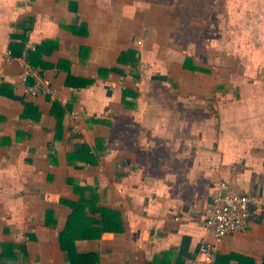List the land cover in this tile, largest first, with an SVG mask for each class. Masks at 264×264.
<instances>
[{
	"label": "crops",
	"instance_id": "1",
	"mask_svg": "<svg viewBox=\"0 0 264 264\" xmlns=\"http://www.w3.org/2000/svg\"><path fill=\"white\" fill-rule=\"evenodd\" d=\"M0 264H264V0H0Z\"/></svg>",
	"mask_w": 264,
	"mask_h": 264
},
{
	"label": "built area",
	"instance_id": "2",
	"mask_svg": "<svg viewBox=\"0 0 264 264\" xmlns=\"http://www.w3.org/2000/svg\"><path fill=\"white\" fill-rule=\"evenodd\" d=\"M17 60L20 62L19 81L27 95L48 96L51 100L62 102L58 89L43 74L39 66H32L25 53H22ZM11 61L12 58L7 52L4 62L10 64ZM29 79L32 81L29 82ZM67 115L77 129V115L74 112H67ZM226 188L225 182L219 183L212 198V205L206 213L205 228L214 238V241L202 238L199 244L198 254L206 263H213L216 260L218 252L216 242L234 232H242L248 227L250 208L257 199L254 195L230 192Z\"/></svg>",
	"mask_w": 264,
	"mask_h": 264
},
{
	"label": "trees",
	"instance_id": "3",
	"mask_svg": "<svg viewBox=\"0 0 264 264\" xmlns=\"http://www.w3.org/2000/svg\"><path fill=\"white\" fill-rule=\"evenodd\" d=\"M68 228V227H67ZM67 228L63 231L62 236L60 237L61 240H63V237L67 234Z\"/></svg>",
	"mask_w": 264,
	"mask_h": 264
}]
</instances>
